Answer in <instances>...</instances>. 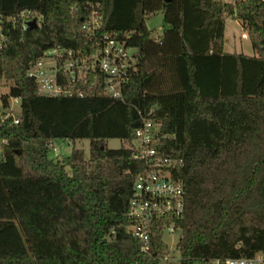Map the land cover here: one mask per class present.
<instances>
[{"label":"trees","instance_id":"obj_1","mask_svg":"<svg viewBox=\"0 0 264 264\" xmlns=\"http://www.w3.org/2000/svg\"><path fill=\"white\" fill-rule=\"evenodd\" d=\"M96 3L99 31L137 47L123 100L100 83L83 96L39 94L28 63L52 46L92 50L82 24ZM25 8L40 25L7 19ZM158 10L167 26L155 36L144 16ZM0 17V99L21 98L17 123L0 117V264H164L161 229L145 254L127 228L133 178L146 168L133 157L142 116L160 121L156 150L181 161L178 264L264 246V0H0ZM226 17L240 20L253 55L223 51ZM83 138L88 158L75 146L49 155L53 140Z\"/></svg>","mask_w":264,"mask_h":264},{"label":"built area","instance_id":"obj_2","mask_svg":"<svg viewBox=\"0 0 264 264\" xmlns=\"http://www.w3.org/2000/svg\"><path fill=\"white\" fill-rule=\"evenodd\" d=\"M100 8L98 3L91 5L90 13L82 24L83 30L94 41L92 50L79 52L71 47L57 45L46 48L41 55L30 60L26 74L35 81L39 94L83 96L87 92L86 84L92 86L100 83L104 95L123 100L122 86L136 68L137 47L130 45L127 38L115 32L99 31L102 24ZM16 18L20 19L24 30L29 28L28 22L31 19H35L37 25L42 21V15L29 8L7 17L12 20ZM5 42L6 35L0 17V50ZM20 105L19 96H10L7 104L0 99L1 119L11 117L17 123ZM160 125L156 118L142 116L141 124L134 133L133 157L144 161L146 168L133 178L127 210V228L140 242L138 252L145 254H151L154 250L151 234L156 229H161L162 240L164 231L170 234L179 231L181 235L177 219L185 211V186L182 179L173 174V169L180 166L181 161L161 155L154 146L160 133ZM167 248L169 252L159 256L161 261L168 264L173 257L178 261L179 253L173 255L171 248ZM130 250L129 246L128 251ZM213 264H264V246L251 256L216 258Z\"/></svg>","mask_w":264,"mask_h":264},{"label":"rangeland","instance_id":"obj_3","mask_svg":"<svg viewBox=\"0 0 264 264\" xmlns=\"http://www.w3.org/2000/svg\"><path fill=\"white\" fill-rule=\"evenodd\" d=\"M231 1V0H224ZM144 21L146 26L152 31V34L157 36L161 33L162 29L167 26L163 22V13L161 10L156 11L151 15H145ZM225 34L228 40H226L227 49H236L242 46L243 50L253 51L252 42L249 37L242 36L243 30L237 20H234L231 17L225 18ZM239 46V47H238ZM9 83L4 84L3 81L0 84V93H5L8 91ZM107 144L111 147H117L121 144L119 139H108ZM72 146L79 147L83 149V154L85 158L89 156V140L87 138L78 139L74 142L69 141L68 139H56L52 141L51 150L49 155L54 158H61L64 155L70 153ZM66 169L70 172V167L67 165ZM180 232H174L172 234L164 231L163 241L171 248V251L174 252L173 255H178V250H176L177 243L179 241ZM168 264H178L176 258H171L168 261Z\"/></svg>","mask_w":264,"mask_h":264},{"label":"crops","instance_id":"obj_4","mask_svg":"<svg viewBox=\"0 0 264 264\" xmlns=\"http://www.w3.org/2000/svg\"><path fill=\"white\" fill-rule=\"evenodd\" d=\"M231 18H233V17H231ZM234 20H237V22L239 23V25L241 26V24H240V20L239 19H237V18H233ZM241 28H242V26H241ZM242 30H243V33H242V36H245V37H249L250 38V36H249V33L245 30V29H243L242 28ZM225 20H224V31H223V35H224V42H223V46H222V49H223V51H225V52H242V53H246V54H250V55H253L254 53H255V51H254V48H253V45H252V48H253V51H248V50H243V47L241 46L239 49L240 50H236V49H233V48H231V49H227L226 48V40H228L227 39V37H226V34H225ZM239 47V46H238Z\"/></svg>","mask_w":264,"mask_h":264},{"label":"water","instance_id":"obj_5","mask_svg":"<svg viewBox=\"0 0 264 264\" xmlns=\"http://www.w3.org/2000/svg\"><path fill=\"white\" fill-rule=\"evenodd\" d=\"M28 24H29V27H30V28H33V27H35V26L37 25L35 19H31V20L28 22Z\"/></svg>","mask_w":264,"mask_h":264}]
</instances>
